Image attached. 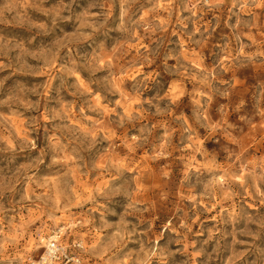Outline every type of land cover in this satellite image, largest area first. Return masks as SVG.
I'll return each mask as SVG.
<instances>
[{"label":"rangeland","instance_id":"374dc122","mask_svg":"<svg viewBox=\"0 0 264 264\" xmlns=\"http://www.w3.org/2000/svg\"><path fill=\"white\" fill-rule=\"evenodd\" d=\"M56 232L264 264V0H0V264Z\"/></svg>","mask_w":264,"mask_h":264},{"label":"built area","instance_id":"2783aa9c","mask_svg":"<svg viewBox=\"0 0 264 264\" xmlns=\"http://www.w3.org/2000/svg\"><path fill=\"white\" fill-rule=\"evenodd\" d=\"M62 235L56 232L55 236L51 237L45 248V254L42 258L43 264H83L79 255L71 252L62 244ZM76 252L84 249L81 241H74L71 245Z\"/></svg>","mask_w":264,"mask_h":264}]
</instances>
